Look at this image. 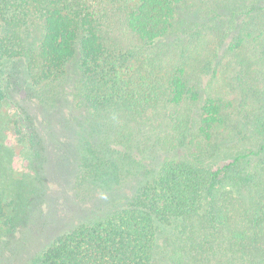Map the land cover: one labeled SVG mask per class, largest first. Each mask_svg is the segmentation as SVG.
I'll return each instance as SVG.
<instances>
[{
  "label": "trees",
  "instance_id": "trees-1",
  "mask_svg": "<svg viewBox=\"0 0 264 264\" xmlns=\"http://www.w3.org/2000/svg\"><path fill=\"white\" fill-rule=\"evenodd\" d=\"M11 78L73 94L106 183L27 264H264V0H0V103Z\"/></svg>",
  "mask_w": 264,
  "mask_h": 264
},
{
  "label": "rangeland",
  "instance_id": "rangeland-1",
  "mask_svg": "<svg viewBox=\"0 0 264 264\" xmlns=\"http://www.w3.org/2000/svg\"><path fill=\"white\" fill-rule=\"evenodd\" d=\"M8 84L13 89L0 103V195L8 202L12 218L8 225L0 227V251L5 258L14 259L9 264H27L55 235L69 228L70 214L97 199L106 190V183L101 179L89 182L87 170L80 165L85 154L78 133L80 128L67 123L76 114L82 117L73 94L66 93L59 85L52 99H46L42 93L27 88L21 79L11 78ZM48 119L60 120L65 125L61 130L52 127L50 134L58 137L61 144L60 148L52 144L45 146L47 163L58 165L55 152L60 150L64 161L56 173L45 171L39 179L43 152L38 142ZM123 184L127 188L129 181ZM99 212L107 211L93 214Z\"/></svg>",
  "mask_w": 264,
  "mask_h": 264
}]
</instances>
